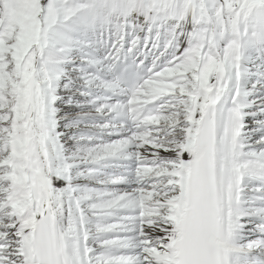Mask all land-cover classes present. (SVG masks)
<instances>
[{
    "label": "snow or ice",
    "instance_id": "6c2138e0",
    "mask_svg": "<svg viewBox=\"0 0 264 264\" xmlns=\"http://www.w3.org/2000/svg\"><path fill=\"white\" fill-rule=\"evenodd\" d=\"M0 264H264V0H0Z\"/></svg>",
    "mask_w": 264,
    "mask_h": 264
}]
</instances>
